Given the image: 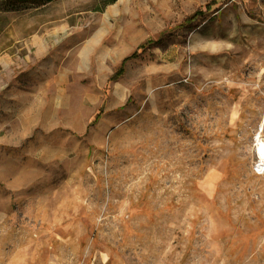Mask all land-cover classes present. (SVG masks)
Segmentation results:
<instances>
[{"label": "rangeland", "instance_id": "obj_1", "mask_svg": "<svg viewBox=\"0 0 264 264\" xmlns=\"http://www.w3.org/2000/svg\"><path fill=\"white\" fill-rule=\"evenodd\" d=\"M260 142L264 0H0V264H264Z\"/></svg>", "mask_w": 264, "mask_h": 264}, {"label": "bare ground", "instance_id": "obj_2", "mask_svg": "<svg viewBox=\"0 0 264 264\" xmlns=\"http://www.w3.org/2000/svg\"><path fill=\"white\" fill-rule=\"evenodd\" d=\"M113 39L115 40V37ZM92 42L94 43V40ZM123 48H125V47H123ZM76 51H77V49L76 50H72V52H70L68 57L66 58L68 60V62H69V65H74L77 60H79V62H81V63H85L86 54L88 52V48L85 47L81 52H79L78 55H76ZM57 77H58L57 79L59 81L60 80L61 81H65V80H67L68 76H67V73H66L64 75L60 74V76H57ZM61 92L65 93V91H63V90ZM61 92H60V94H61ZM66 110H68V109H66ZM66 110L62 111V116H63L64 119H67L68 115H69V113ZM80 110H81V108L78 107V109L75 111L76 112L75 116H79L81 114ZM260 145H261V147H260V150H259V159L262 161L261 164H263L264 163V142H260Z\"/></svg>", "mask_w": 264, "mask_h": 264}, {"label": "trees", "instance_id": "obj_3", "mask_svg": "<svg viewBox=\"0 0 264 264\" xmlns=\"http://www.w3.org/2000/svg\"><path fill=\"white\" fill-rule=\"evenodd\" d=\"M16 1H18V0H16ZM22 1H28V0H22ZM43 1L47 2V1H51V0H43ZM133 56H135V52L131 53L129 56L124 57V58L122 59L121 63H120V67H119L118 69L121 70V68H122L121 65H123L127 59H129V58H131V57H133ZM117 72H118V71H117Z\"/></svg>", "mask_w": 264, "mask_h": 264}]
</instances>
